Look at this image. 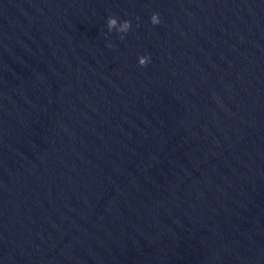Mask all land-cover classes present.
I'll list each match as a JSON object with an SVG mask.
<instances>
[{
	"label": "water",
	"instance_id": "95a60500",
	"mask_svg": "<svg viewBox=\"0 0 264 264\" xmlns=\"http://www.w3.org/2000/svg\"><path fill=\"white\" fill-rule=\"evenodd\" d=\"M0 264H264V0H0Z\"/></svg>",
	"mask_w": 264,
	"mask_h": 264
},
{
	"label": "clouds",
	"instance_id": "9594fccd",
	"mask_svg": "<svg viewBox=\"0 0 264 264\" xmlns=\"http://www.w3.org/2000/svg\"><path fill=\"white\" fill-rule=\"evenodd\" d=\"M139 20V17H137ZM151 23L153 25H159L161 23L160 19V14L159 13H153L151 16ZM132 26V21L131 20H124L123 22H120L117 17L115 16H110L107 21V28L109 32L115 30L119 33H127ZM122 39L124 38L123 36L121 37ZM108 47H112V44L109 43ZM151 60V55H143L139 57L138 63L142 67H147L148 64L150 63Z\"/></svg>",
	"mask_w": 264,
	"mask_h": 264
}]
</instances>
